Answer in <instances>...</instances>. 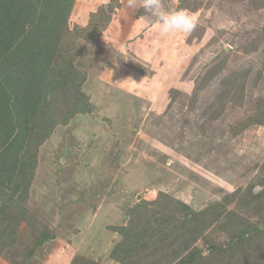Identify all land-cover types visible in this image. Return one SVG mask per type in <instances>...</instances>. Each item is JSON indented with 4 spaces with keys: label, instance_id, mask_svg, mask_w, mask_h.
Segmentation results:
<instances>
[{
    "label": "rangeland",
    "instance_id": "374dc122",
    "mask_svg": "<svg viewBox=\"0 0 264 264\" xmlns=\"http://www.w3.org/2000/svg\"><path fill=\"white\" fill-rule=\"evenodd\" d=\"M25 1L0 0L4 35ZM63 1L40 117L0 164V264H264V0H162L197 18L168 36L139 3Z\"/></svg>",
    "mask_w": 264,
    "mask_h": 264
},
{
    "label": "trees",
    "instance_id": "16d2710c",
    "mask_svg": "<svg viewBox=\"0 0 264 264\" xmlns=\"http://www.w3.org/2000/svg\"><path fill=\"white\" fill-rule=\"evenodd\" d=\"M35 1L28 20L23 18L24 21L22 20L18 31L16 29L6 35L0 32V164L3 167L9 166L6 173L11 175L18 165L17 160L13 161L11 157L16 149H20L17 141L21 145L20 134L24 131L22 126L31 120L37 122L40 117V113L38 114L40 101L49 93L46 89L49 84L48 77L44 70L47 66L37 64L48 56L49 48L59 41V29L63 28L64 21L69 15V7H66L63 0ZM15 2L26 7L32 6L26 1ZM15 2L2 0L3 13L10 14L9 5H15ZM15 56L24 59L27 62L26 66L29 67L23 73V77L19 76L20 78L13 75L16 69L12 71L16 62ZM41 121L48 123L45 117H42Z\"/></svg>",
    "mask_w": 264,
    "mask_h": 264
},
{
    "label": "clouds",
    "instance_id": "9594fccd",
    "mask_svg": "<svg viewBox=\"0 0 264 264\" xmlns=\"http://www.w3.org/2000/svg\"><path fill=\"white\" fill-rule=\"evenodd\" d=\"M140 4L147 17L155 18L157 32L162 36L178 33H191L197 24V18L183 9H165L162 0H129V7ZM207 255V252L204 253Z\"/></svg>",
    "mask_w": 264,
    "mask_h": 264
}]
</instances>
